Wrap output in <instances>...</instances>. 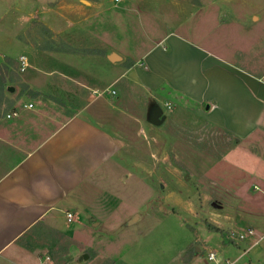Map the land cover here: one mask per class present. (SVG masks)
<instances>
[{"label": "crops", "instance_id": "0c3cea01", "mask_svg": "<svg viewBox=\"0 0 264 264\" xmlns=\"http://www.w3.org/2000/svg\"><path fill=\"white\" fill-rule=\"evenodd\" d=\"M73 3L47 0L40 11L53 5L51 11L64 21L65 14L76 15ZM24 8L14 4L9 21ZM181 25L130 56L132 63L106 40L99 53L45 47L18 56L21 66L20 58L26 63L23 83L40 93L35 103L29 100L33 109L22 104L0 127V264H134L119 250H105L120 240L118 232L106 234L111 225L129 226L140 218L117 212L126 199L120 190L161 187L159 169L146 168L140 151L158 133L149 121L153 99L164 98L167 106L173 100L237 140L264 139V68L255 71L230 52L191 39L179 32ZM81 61L99 68L87 69ZM104 69L110 71L106 83ZM53 87L76 98L67 113L51 109ZM127 91L137 92L143 106L127 105ZM163 111L160 124L172 113ZM162 203L159 210L170 205Z\"/></svg>", "mask_w": 264, "mask_h": 264}, {"label": "rangeland", "instance_id": "374dc122", "mask_svg": "<svg viewBox=\"0 0 264 264\" xmlns=\"http://www.w3.org/2000/svg\"><path fill=\"white\" fill-rule=\"evenodd\" d=\"M46 1L0 0V14L5 13L0 23V127L9 121L7 114L11 116L29 100L35 103L40 93L23 83L18 63L22 52L32 55L52 47L87 53L111 44L129 63L130 56L161 33L182 24L179 32L185 31L191 39H202L221 53L230 52L233 60L255 71L264 68V0H69L77 6L76 15L68 12L64 21L51 11L53 5L40 11ZM14 4L26 10H16L9 21ZM80 64L90 70L99 68L92 61ZM104 70L101 81L106 83L110 71ZM49 92L53 94L51 109L67 113L77 101L58 88ZM124 102L135 109L143 106L137 92L127 91ZM168 104L161 97L152 100L150 112L161 106L172 113L165 111L167 119L155 125L158 133H151L140 150L146 155L144 166L159 169L161 187L120 190L126 199L117 212L137 213L140 218L129 226H109L113 231L106 235L118 232L120 240L105 250H119L134 264H227L226 260L264 264V139L237 140L181 110L177 102ZM165 200L170 205L159 210L158 201L162 205ZM102 227H98L100 233ZM240 233L246 237L238 239ZM210 250L218 253L219 263L207 259ZM176 254L179 258L171 260Z\"/></svg>", "mask_w": 264, "mask_h": 264}, {"label": "built area", "instance_id": "2783aa9c", "mask_svg": "<svg viewBox=\"0 0 264 264\" xmlns=\"http://www.w3.org/2000/svg\"><path fill=\"white\" fill-rule=\"evenodd\" d=\"M113 1L118 2V1H122V0H113ZM20 60H21V63H22L21 68L23 69L24 66L26 65V63H25V60H24L23 58H21ZM112 92H113V91H112ZM23 106H24V107H31V106H32V103H31V102L24 103ZM15 113H16V112H12L13 115H14ZM9 115H10V114H7V116H9ZM71 218H72V215H71V213L68 212V213H67V219L70 220ZM247 232H248V234H252L253 230H252V229H248ZM245 237H246V233H245V234H244V233H240V234L238 235V239H243V238H245ZM207 259H208V260H213V261L218 262V253H216V252L213 251V250H210V251L208 252V254H207ZM226 263H227V264H232L229 260H226Z\"/></svg>", "mask_w": 264, "mask_h": 264}, {"label": "water", "instance_id": "95a60500", "mask_svg": "<svg viewBox=\"0 0 264 264\" xmlns=\"http://www.w3.org/2000/svg\"><path fill=\"white\" fill-rule=\"evenodd\" d=\"M115 56V54H112V57ZM9 91H13V86L7 87ZM207 107V106H206ZM164 120V115H162L161 109L159 106H154L151 109L150 115H149V121L154 125H159Z\"/></svg>", "mask_w": 264, "mask_h": 264}, {"label": "trees", "instance_id": "16d2710c", "mask_svg": "<svg viewBox=\"0 0 264 264\" xmlns=\"http://www.w3.org/2000/svg\"><path fill=\"white\" fill-rule=\"evenodd\" d=\"M100 51L99 50H97V49H93V50H89V51H87V53H99ZM130 63H132V62H130ZM129 65H131V64H129ZM0 89H2V86L0 87ZM0 95H2V91L0 90ZM207 226H208V228L209 229H211V230H214V231H217L218 230V228L217 227H215V226H213V225H210V224H207Z\"/></svg>", "mask_w": 264, "mask_h": 264}]
</instances>
